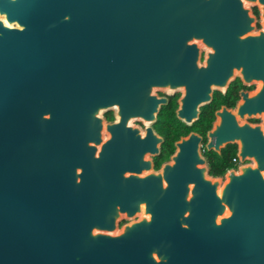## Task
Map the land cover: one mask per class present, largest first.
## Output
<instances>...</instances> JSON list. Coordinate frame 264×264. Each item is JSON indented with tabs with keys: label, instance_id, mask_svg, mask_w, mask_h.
Listing matches in <instances>:
<instances>
[{
	"label": "water",
	"instance_id": "1",
	"mask_svg": "<svg viewBox=\"0 0 264 264\" xmlns=\"http://www.w3.org/2000/svg\"><path fill=\"white\" fill-rule=\"evenodd\" d=\"M201 48L210 70H264V0H0V264H264L250 100L208 133L239 145L237 169L211 176L195 133L154 169L156 90L208 80ZM196 94L186 125L211 101Z\"/></svg>",
	"mask_w": 264,
	"mask_h": 264
},
{
	"label": "flooded vegetation",
	"instance_id": "2",
	"mask_svg": "<svg viewBox=\"0 0 264 264\" xmlns=\"http://www.w3.org/2000/svg\"><path fill=\"white\" fill-rule=\"evenodd\" d=\"M253 14L257 19L256 27L258 31L262 28V25L260 24L261 15L258 7L253 8ZM208 54L209 53L205 48H201L200 60L198 62L199 68H204L205 72L208 71V73H206L204 76L207 77L208 80L204 81L202 78L200 81L194 83L187 74V80H175L173 85L171 84L161 86L156 90V94L159 97L167 100V104L163 105L160 109L156 123L152 125L154 132L159 137L163 138L160 155L152 158L154 162V169L156 171H159L165 163L171 160V157L175 155L177 151L176 144L183 138L188 137L191 133L198 134L203 139L201 143V154L207 161L209 174L211 159H214L216 156L223 157L222 152L229 146L235 147L236 152L232 158L233 167L227 172L232 169H237V167L240 165V159L238 157L239 145L228 144L223 147L220 152L209 150L207 148V144L213 140L208 137V133L214 128V123L217 121V112L221 111L223 108L237 112V108L245 103V98L250 100L253 113L245 114L244 118H241L238 115L237 122L242 124L243 121H245L250 125L264 128V70L252 68L247 72H243V68L241 66L233 65L227 59L222 62L221 68L210 70L209 67H212L213 65H208ZM244 74H248L249 77L246 75L244 76ZM208 76L212 77L214 80H210ZM186 81H189L188 85L185 84ZM207 92L210 94L211 101L210 103L199 107L200 114L197 121L191 125L182 123L177 118V112L181 108L180 101L187 95L193 96L196 94L197 98H201L204 97ZM207 109L212 111V121L209 128L204 130V128L201 127L198 128V130H194L193 128L199 123L203 112ZM164 111L166 112L160 119L159 117ZM137 125L141 132L145 134L146 128L148 126L144 125L142 122H139ZM165 144H167L170 149H172V152L169 154L167 160L162 161L163 146ZM159 162L161 163L159 167H157ZM226 173L215 175L214 177H223Z\"/></svg>",
	"mask_w": 264,
	"mask_h": 264
},
{
	"label": "trees",
	"instance_id": "3",
	"mask_svg": "<svg viewBox=\"0 0 264 264\" xmlns=\"http://www.w3.org/2000/svg\"><path fill=\"white\" fill-rule=\"evenodd\" d=\"M165 112L166 111L161 113V115L159 117L160 119L163 117ZM106 117L108 120H113V114L112 113L107 114ZM211 121H212V111L207 109L203 112L199 123L193 129L198 130V128H201V127H203L204 130L208 129ZM169 145H170V143H169ZM171 152H172V149H170V147L167 144H165L163 146V159H162V161L167 160L169 157V154ZM235 152H236V148L233 146H229L227 149H225L222 152L223 157L216 156L214 159H211L210 175L215 176V175L223 174V173H226L229 169H231L233 167L232 158H233V155L235 154ZM161 162H159L157 164V167H159Z\"/></svg>",
	"mask_w": 264,
	"mask_h": 264
},
{
	"label": "rangeland",
	"instance_id": "4",
	"mask_svg": "<svg viewBox=\"0 0 264 264\" xmlns=\"http://www.w3.org/2000/svg\"><path fill=\"white\" fill-rule=\"evenodd\" d=\"M135 125H137V124H135Z\"/></svg>",
	"mask_w": 264,
	"mask_h": 264
}]
</instances>
